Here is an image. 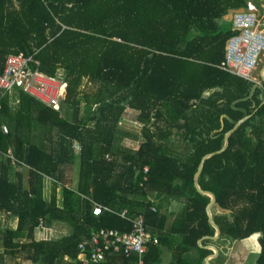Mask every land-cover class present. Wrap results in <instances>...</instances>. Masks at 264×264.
Instances as JSON below:
<instances>
[{
	"label": "trees",
	"instance_id": "1",
	"mask_svg": "<svg viewBox=\"0 0 264 264\" xmlns=\"http://www.w3.org/2000/svg\"><path fill=\"white\" fill-rule=\"evenodd\" d=\"M248 1L0 0V72L23 52L38 61L29 69L68 83L60 109L20 86L0 92V264H82V239L101 227L130 231L139 214L151 233L148 264L165 246L172 264H205L211 250L198 239L215 228L194 174L246 114L228 146L205 159L199 182L216 195L221 236L261 232L264 264V78L221 66L236 32L224 15ZM128 107L143 123L138 135L120 127ZM129 135L138 146L122 142ZM174 198L185 207L171 216ZM56 224L66 227L59 236ZM93 264L137 256L110 249Z\"/></svg>",
	"mask_w": 264,
	"mask_h": 264
},
{
	"label": "built area",
	"instance_id": "2",
	"mask_svg": "<svg viewBox=\"0 0 264 264\" xmlns=\"http://www.w3.org/2000/svg\"><path fill=\"white\" fill-rule=\"evenodd\" d=\"M235 33L226 43L225 58L221 66L248 80L256 81L254 70L264 53V18L253 11L236 12L233 16ZM30 61H36L33 55L23 52L11 53L7 56L3 70L0 72V92L10 93L17 87L35 98L45 102L55 109H60L61 100L66 96L68 83L61 76L50 75L39 68H28ZM1 106V103H0ZM4 131H8L3 124ZM79 148L77 143H74ZM104 206L95 203L94 213H100ZM126 210H123L125 213ZM130 231H121L117 228L101 227L94 230L90 236L79 243L84 251L80 257L82 264H93L105 258L110 249H124L127 255L136 254L137 264H148L146 253L151 233L147 230L144 217L139 214L132 220Z\"/></svg>",
	"mask_w": 264,
	"mask_h": 264
},
{
	"label": "crops",
	"instance_id": "3",
	"mask_svg": "<svg viewBox=\"0 0 264 264\" xmlns=\"http://www.w3.org/2000/svg\"><path fill=\"white\" fill-rule=\"evenodd\" d=\"M252 1L258 8H259V13L260 15L264 18V0H250ZM258 14V13H257ZM233 20V19H232ZM263 56V58H262ZM260 62H262V65L260 68L258 66L254 70V74L257 78L256 82H261V78H264V53L261 55ZM259 62V63H260ZM5 65V64H4ZM258 69V70H257ZM129 110L133 111L134 109L128 107L125 109V114L123 115V119L126 118L128 124H140L142 126L143 123L139 122L136 117L131 116L128 114ZM137 112V110H134ZM121 118V120H122ZM120 120V122H121ZM137 126V125H136ZM131 139L130 136H124L123 139ZM122 139V142H123ZM76 143V142H75ZM125 144V143H124ZM127 145V144H126ZM75 147V146H74ZM79 149V148H77ZM70 169L72 170V175H71V181L72 178H75L77 166H67L66 170V177L68 178L69 176V171ZM49 183H51L50 180L47 179ZM47 187V186H46ZM215 204V203H214ZM167 211L168 214L172 216V214L182 211L185 207V202L183 200L179 199H171L167 204ZM216 211H220L219 208H216ZM205 236V235H203ZM200 237L198 239V244H200L202 247H205L207 249H210L211 252L208 253L212 254L213 256L209 258L210 264H243L244 259H243V251L245 253V250H255L257 252V256L261 250V245L259 238L261 236V232H255L251 234L248 237L241 238V239H235L232 237H227L225 235L221 236V232L216 238H212L209 236L205 237ZM213 239L214 241L210 242H205L206 239ZM211 246H214L217 251ZM188 257L191 259H196L199 256V252L196 249H192L190 252H188ZM206 255V256H207ZM205 256V257H206ZM204 257V263L206 264ZM157 264H172V253L169 248L166 246L163 247L162 251V258ZM245 264H252V261H248L245 259Z\"/></svg>",
	"mask_w": 264,
	"mask_h": 264
},
{
	"label": "water",
	"instance_id": "4",
	"mask_svg": "<svg viewBox=\"0 0 264 264\" xmlns=\"http://www.w3.org/2000/svg\"><path fill=\"white\" fill-rule=\"evenodd\" d=\"M248 5L247 6H241V7H238V8H230L229 11L224 15V18L228 19V20H232L233 19V16L236 12H242V11H253V12H256L258 14L259 13V8L252 2V1H248L247 3ZM264 69V67H263ZM262 102H264V98L262 99ZM251 114H246L244 115L243 117H241L240 119H238L236 121V123L233 125L232 128L228 129L225 134H224V143L222 144V146L219 148V149H216L214 151H210V152H207L206 154H204L201 158V161L199 163V166H198V169L197 171L195 172L194 174V184L197 188V190L201 193H206V194H209L210 195V200L209 202L207 203L206 205V211H207V214H208V219H209V222L214 226L215 228V233L213 235H205V236H209V237H212V238H216L218 237V235L220 234L221 232V229H220V226L219 224L216 222V220L214 219V216H213V210H212V206L213 204L216 202V195L213 191L211 190H207V189H204L200 182H199V174L201 172V170L203 169V166H204V162H205V159L217 152H221L223 151L227 146H228V143H229V135L230 133L237 128V126L243 121L245 120L246 118H248ZM222 126H223V121H222ZM221 126V127H222ZM203 236V237H205ZM215 249V251H217V249L214 247V246H211ZM213 256V253L212 254H209L205 257V261H206V264H210V261H209V258Z\"/></svg>",
	"mask_w": 264,
	"mask_h": 264
},
{
	"label": "rangeland",
	"instance_id": "5",
	"mask_svg": "<svg viewBox=\"0 0 264 264\" xmlns=\"http://www.w3.org/2000/svg\"><path fill=\"white\" fill-rule=\"evenodd\" d=\"M262 58H263V56H262ZM258 65H259L258 68H260L261 65H262V62H260ZM81 107L83 108V104H82ZM128 114L131 115V116L136 117L137 112L134 111V110L133 111L129 110ZM127 121L128 120H126V118H124V119L122 118V120L120 122V127L125 129V130L130 131L132 134L138 135L139 132H140L141 125L137 124V122H135L136 123L135 125L133 123L132 124H128ZM129 136H131V135H129ZM130 138L131 139H125L124 138L123 139V143H125L127 145H131V146H138L139 141L134 139L135 138L134 136H131ZM71 175H72V170L70 169L69 176L67 178L68 182H71ZM72 183H74V181H72ZM46 191H47V193H49L51 191V184L48 181H47ZM15 223H16V221L14 219H12L10 221V224L13 225V226L15 225ZM50 230L53 233L52 235H55V236L58 235L59 236L61 234V232L66 231V227L63 226V225H60V224H58V225L56 224ZM256 258H257V252L255 250H245V253L243 251V259H244L243 264H245V259H247L248 261H252V264H256Z\"/></svg>",
	"mask_w": 264,
	"mask_h": 264
}]
</instances>
